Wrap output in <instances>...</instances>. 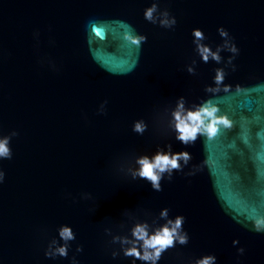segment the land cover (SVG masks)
<instances>
[{"label":"water","instance_id":"95a60500","mask_svg":"<svg viewBox=\"0 0 264 264\" xmlns=\"http://www.w3.org/2000/svg\"><path fill=\"white\" fill-rule=\"evenodd\" d=\"M153 2L0 0V139L19 133L12 159H0V264H71L73 255L79 264H131L112 258L118 245H109L104 229L120 233L126 210L151 223L164 208L170 218L185 217L190 241L159 264H191L207 254L217 264H264V233L243 226L245 217L264 215V0H159L154 17L167 8L174 29L144 18ZM128 26L147 36L140 48L125 39ZM220 27L239 54L224 49L220 63H204L192 30L202 29L216 51L225 43ZM217 68L228 92L223 85L206 91L217 87ZM180 97L188 110L217 105L232 127L184 145L171 115ZM138 119L149 124L142 136L132 131ZM169 143L192 159L161 181L163 191L118 171L120 162L126 174L137 155ZM63 224L77 234L69 257H45Z\"/></svg>","mask_w":264,"mask_h":264},{"label":"clouds","instance_id":"9594fccd","mask_svg":"<svg viewBox=\"0 0 264 264\" xmlns=\"http://www.w3.org/2000/svg\"><path fill=\"white\" fill-rule=\"evenodd\" d=\"M160 11L159 0H154L152 6L147 8L144 12V18L166 29H174L177 24L175 16L171 15L169 10L165 8L160 12V17H154V13ZM221 37L225 38V43L217 47L216 51L212 50L211 45L205 43L207 36L200 28L192 30L193 44L197 55L204 63H208L209 59L221 62L220 51L227 49L228 51L238 55L239 48L235 43H230L227 39L228 31L224 27L218 29ZM99 35V32H97ZM124 37L132 45L140 48L142 44L147 42V36L137 34L130 26L125 32ZM235 57H230L228 63L232 65V71L236 70V65L232 64ZM193 64L196 62L193 61ZM188 73L195 75L196 70L192 66H187ZM226 73L223 68H217L214 83L217 87L208 86L207 92H219L220 86L223 85V90L228 92L231 85L224 84ZM239 91V86H237ZM107 103V101H105ZM219 107L215 104L204 103L195 108V110H188L185 108L184 97H180L175 110L171 115L175 122L176 139L184 145L194 144L199 135L206 136L209 140L217 136L220 127L231 128L233 122L227 115L218 116ZM106 114V111L99 112ZM149 124L144 119L134 121L132 131L138 135H144L148 130ZM16 131L11 132L9 136L0 139V159L10 160L13 157V152L10 147L12 137L18 136ZM192 159L191 153L188 151L173 152L172 145L169 143L164 147H159L153 154H141L134 158V167H128L125 174V166L123 162L118 165V171L126 176H130L132 180H145L150 183L153 190L157 192L163 191L161 181L165 178L170 182L173 179L175 172H183V165H187ZM208 163L207 160L202 165L196 168V171L186 173V176H193L197 171L202 170L203 166ZM6 178L5 171L0 168V184H3ZM83 199H92L90 193L82 194ZM169 209L164 208L160 211L158 217H152L151 223L148 219L141 220L138 216L125 211L124 215L127 217L126 222L119 225L120 233H114L111 227L105 228L106 236L111 237L108 242L112 247L111 256L113 259L123 255L124 258L131 259V264H136L137 261L142 264H159L163 254L169 249L175 248L177 244L187 245L190 241V236L184 230L185 217L177 215L174 219L169 216ZM146 216H151L150 213H145ZM160 220L165 221L163 224ZM130 225V227H129ZM243 226L249 228L256 233H264V215H253L245 217ZM58 238H52L44 251L47 258H68L72 242L77 239V234L73 227L68 224L61 225L58 229ZM239 244L238 240L233 241V245ZM83 246L77 245L75 252H83ZM245 249L238 248V254L244 255ZM71 264H79L76 255L71 257ZM191 264H217V257L214 254H207L196 258Z\"/></svg>","mask_w":264,"mask_h":264}]
</instances>
